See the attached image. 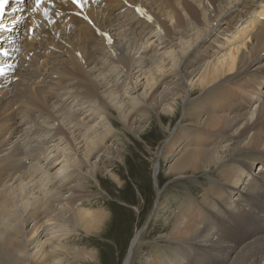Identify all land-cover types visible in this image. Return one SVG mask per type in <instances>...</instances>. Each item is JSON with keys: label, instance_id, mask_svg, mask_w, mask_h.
I'll use <instances>...</instances> for the list:
<instances>
[{"label": "bare ground", "instance_id": "obj_1", "mask_svg": "<svg viewBox=\"0 0 264 264\" xmlns=\"http://www.w3.org/2000/svg\"><path fill=\"white\" fill-rule=\"evenodd\" d=\"M25 1L8 6L6 42L22 51L0 75V264L91 262L70 241L106 226L89 179L121 181L100 157L123 154L110 116L139 137L153 114L171 183L201 174L206 205L187 190L165 210L157 187L167 222L142 264H264V0H45L32 33Z\"/></svg>", "mask_w": 264, "mask_h": 264}, {"label": "rangeland", "instance_id": "obj_2", "mask_svg": "<svg viewBox=\"0 0 264 264\" xmlns=\"http://www.w3.org/2000/svg\"><path fill=\"white\" fill-rule=\"evenodd\" d=\"M110 119L117 129L112 146L115 149H121L123 154L112 158L107 153L100 152V157L107 164L109 169L107 174L112 172L121 181L119 184L116 178L103 173L98 176L100 183L89 179L88 197L84 202L90 209L102 208L109 214L105 230L103 229L100 231L101 233L94 236L86 235L79 230L71 235L70 245L94 253L93 260L87 264H123L131 239L138 230L143 229L142 241L135 247L131 259V264H142L141 261L145 257L156 253L152 245L153 241L164 229L160 225L163 226L167 222V215H163V211L155 209L158 197L157 189L160 188L166 195L164 197L165 204L167 203L165 210L168 211L176 208L177 202L183 194L187 198L192 193L194 199L206 205V200L201 195L204 193L201 188L206 180L202 181L201 174H197L195 182L192 178L184 177L171 183L175 178L166 174L163 163V154L166 148L162 149V141L168 132L163 131L164 128L160 126L156 115L153 114V118L144 123L145 126L143 124L146 129L139 131V137L114 116H110ZM148 123H150V127L147 129ZM158 151H161V155L157 158L160 162V171L158 179L154 180L153 165ZM254 167L258 169L257 165ZM199 178L201 179L199 180ZM200 182L203 185H200ZM187 190L191 193H188ZM172 197L175 198L172 199ZM202 199L205 201L202 202Z\"/></svg>", "mask_w": 264, "mask_h": 264}, {"label": "snow or ice", "instance_id": "obj_3", "mask_svg": "<svg viewBox=\"0 0 264 264\" xmlns=\"http://www.w3.org/2000/svg\"><path fill=\"white\" fill-rule=\"evenodd\" d=\"M43 2V0H35V3L37 5V7ZM88 0H71V3L76 5L78 8L83 9L84 4L87 3ZM125 2H127V0H125ZM7 3V0H0V9H3L4 4ZM205 3H207V0H205ZM138 12H140V14L143 16L144 12L141 8H137L136 9ZM76 15H79V13H77ZM214 15V14H213ZM85 19H87V17H85ZM149 20H152L151 16H148ZM99 35L104 36L107 38L108 43L111 44L112 43V39L110 37V35L107 32H102L100 29H96L95 30ZM79 55V53H78Z\"/></svg>", "mask_w": 264, "mask_h": 264}]
</instances>
